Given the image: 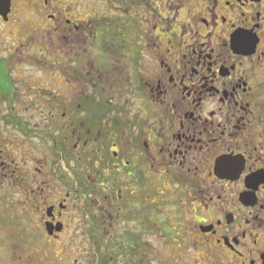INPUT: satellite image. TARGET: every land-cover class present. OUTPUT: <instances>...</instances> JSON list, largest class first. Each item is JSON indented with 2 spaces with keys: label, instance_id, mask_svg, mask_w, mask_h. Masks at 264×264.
Returning a JSON list of instances; mask_svg holds the SVG:
<instances>
[{
  "label": "flooded vegetation",
  "instance_id": "af4514ba",
  "mask_svg": "<svg viewBox=\"0 0 264 264\" xmlns=\"http://www.w3.org/2000/svg\"><path fill=\"white\" fill-rule=\"evenodd\" d=\"M11 2L54 81L0 119L11 264H264V0Z\"/></svg>",
  "mask_w": 264,
  "mask_h": 264
},
{
  "label": "rangeland",
  "instance_id": "374dc122",
  "mask_svg": "<svg viewBox=\"0 0 264 264\" xmlns=\"http://www.w3.org/2000/svg\"><path fill=\"white\" fill-rule=\"evenodd\" d=\"M16 4L18 7V11L20 9L24 10L22 16H24L26 22H24L22 25L25 26V29L29 28V26L32 25L33 29H31L29 32L32 31L33 33L34 31H39L35 29V25L38 24L39 21L37 12H31V9L27 8L26 6L23 7V4L21 2ZM44 15H48V12L44 13L42 16ZM46 19L47 18L44 17V20ZM15 20L16 19L14 18V21H12V23L15 22ZM25 31H19L17 27L13 24H0V59L10 58L11 60H13V64L11 66V75L15 81L17 96H23L22 99H48L47 96L51 97V90H53L54 87L52 69L50 67H47V65H50V63L46 62V59L48 58L47 54H49L50 52L47 53L46 50L44 52L38 50L36 53L31 54H28L26 51L24 52V54L18 53L17 48L22 42H26V44L30 42L29 39H26L27 36L25 35ZM47 42L49 43V41ZM28 47L29 45L24 46V49ZM42 47H48V50L50 51L51 45L46 44L42 45ZM12 109L17 113L24 112V108L20 103V100L18 103L15 104L14 108ZM8 112V106L0 97V119L1 122L3 121L7 125L10 124L6 121V118L8 117ZM5 128H8V126L5 125ZM13 152H15L14 149ZM17 165H19L18 157ZM7 203L10 202L7 201ZM12 206L11 210L13 208H16L14 205ZM2 217L4 216L0 215V264H11L10 257L12 256L13 252L12 248L8 247L10 246V242L15 239H25L28 231H24L21 229V227L23 228V224L21 221H17V218H13L14 220L11 219V221H8L9 219L6 220V217ZM3 221H6L7 224H4ZM15 225H21V227H16ZM23 243L26 244L24 241ZM6 249L8 254H6L5 252ZM19 249L21 248L17 247L16 252ZM28 250L29 254L31 255V249ZM69 254L71 255V257H74V260H78L80 263H83L82 248H70V246H67L56 249V255H59L60 258L68 256Z\"/></svg>",
  "mask_w": 264,
  "mask_h": 264
},
{
  "label": "trees",
  "instance_id": "16d2710c",
  "mask_svg": "<svg viewBox=\"0 0 264 264\" xmlns=\"http://www.w3.org/2000/svg\"><path fill=\"white\" fill-rule=\"evenodd\" d=\"M11 66L12 62L8 59H0V97L8 106L10 113L13 111L12 106L14 105L15 97L17 96L15 81L11 75ZM7 120L19 127L17 118L8 116ZM95 252L98 254L99 248H97Z\"/></svg>",
  "mask_w": 264,
  "mask_h": 264
},
{
  "label": "water",
  "instance_id": "95a60500",
  "mask_svg": "<svg viewBox=\"0 0 264 264\" xmlns=\"http://www.w3.org/2000/svg\"><path fill=\"white\" fill-rule=\"evenodd\" d=\"M11 6V0H0V15L4 17L5 21L8 20V16L11 12Z\"/></svg>",
  "mask_w": 264,
  "mask_h": 264
}]
</instances>
